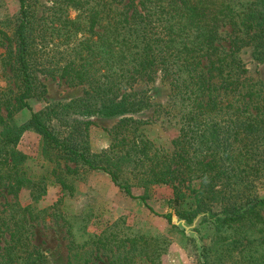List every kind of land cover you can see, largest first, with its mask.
Instances as JSON below:
<instances>
[{
    "label": "trees",
    "instance_id": "trees-1",
    "mask_svg": "<svg viewBox=\"0 0 264 264\" xmlns=\"http://www.w3.org/2000/svg\"><path fill=\"white\" fill-rule=\"evenodd\" d=\"M16 1L12 71L20 86L17 106L31 114L23 125L0 135V184L23 186L17 168L24 156L15 148L31 129L56 152L105 171L130 197V186L119 183L116 172L124 163L139 165L145 190L153 184L170 186L175 201L189 191L197 205L182 217L187 224L201 215L199 222L217 227L250 225L263 236L246 241L240 264H264V194L256 190L257 184L264 188V78L253 81L238 58L242 48L251 46L254 58L264 63V0H59L64 33L83 35L78 62H67L61 76L70 85H87L95 98L105 96L107 116L139 113L149 105L134 90L137 82L153 81L157 74L170 79L169 101L160 109L178 127L171 149L156 148L139 131L141 121L123 117L108 131L107 167L85 154L77 139L61 138L42 111L32 110L30 100L41 86L29 69L32 17L27 0ZM69 7L79 12L73 19ZM2 99L0 93V107ZM58 183L62 190L71 189L62 179ZM10 237L3 264H19L12 258L17 250ZM126 240L146 249L151 238ZM198 240L193 239L198 263L208 264ZM145 256L148 264H156L153 254Z\"/></svg>",
    "mask_w": 264,
    "mask_h": 264
},
{
    "label": "rangeland",
    "instance_id": "rangeland-1",
    "mask_svg": "<svg viewBox=\"0 0 264 264\" xmlns=\"http://www.w3.org/2000/svg\"><path fill=\"white\" fill-rule=\"evenodd\" d=\"M26 3L32 17L29 69L41 85L30 100L32 110L42 111L61 138L80 141L84 153L100 166L107 167L108 131L123 117L141 121L139 131L156 148L171 149L178 127L169 124L160 109L169 101L170 79L157 74L153 81L137 82L134 90L149 105L139 113L107 116L102 110L105 96L95 98L87 85H70L61 76L67 62H78L83 35L67 37L64 33L62 18L58 20L63 14L60 1ZM77 13L67 9L69 19ZM18 14L16 0H0V135L5 128L23 125L31 114L17 106L20 86L12 71ZM238 58L253 81L263 80L264 63L254 58L251 46L242 48ZM85 121L90 123L81 124ZM15 150L24 156L17 168L23 186L0 184V264L8 260L3 250L9 246L10 235L17 250L12 258L19 264H148L145 253L153 254L156 264H199L194 238L206 248L208 264H240L246 241L263 236L248 224L217 227L198 222L186 232L164 215L185 221L182 217L197 205L195 196L187 191L185 200L175 201L171 187L161 184L148 185L145 190L139 165L124 163L116 170L119 183L130 186V197L105 171L89 169L80 159L56 152L31 129L22 134ZM59 179L71 189L62 190ZM256 190L264 194L261 185ZM212 207L219 210L216 204ZM260 213L264 218V208ZM136 237L151 238L146 249L140 244L130 246L126 240Z\"/></svg>",
    "mask_w": 264,
    "mask_h": 264
},
{
    "label": "water",
    "instance_id": "water-1",
    "mask_svg": "<svg viewBox=\"0 0 264 264\" xmlns=\"http://www.w3.org/2000/svg\"><path fill=\"white\" fill-rule=\"evenodd\" d=\"M201 215L196 217V219L192 222L191 225H187V223L184 220H178L176 217L172 216L171 221L173 224H175L178 227H182L185 229L186 232H188L190 229H194L198 222L200 221Z\"/></svg>",
    "mask_w": 264,
    "mask_h": 264
}]
</instances>
